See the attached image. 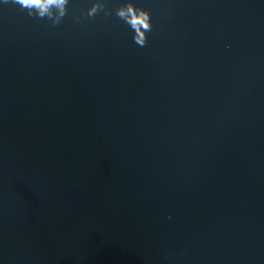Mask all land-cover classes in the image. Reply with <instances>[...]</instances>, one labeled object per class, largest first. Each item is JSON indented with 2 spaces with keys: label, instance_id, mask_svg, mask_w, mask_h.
Instances as JSON below:
<instances>
[{
  "label": "water",
  "instance_id": "obj_1",
  "mask_svg": "<svg viewBox=\"0 0 264 264\" xmlns=\"http://www.w3.org/2000/svg\"><path fill=\"white\" fill-rule=\"evenodd\" d=\"M93 2L0 0V264H264V0Z\"/></svg>",
  "mask_w": 264,
  "mask_h": 264
},
{
  "label": "clouds",
  "instance_id": "obj_2",
  "mask_svg": "<svg viewBox=\"0 0 264 264\" xmlns=\"http://www.w3.org/2000/svg\"><path fill=\"white\" fill-rule=\"evenodd\" d=\"M7 2L8 0H5V3ZM12 3L18 4L21 10L26 9L30 16L47 18L53 25H58L67 15L69 0H12ZM101 12L108 16L111 15L112 10L107 8L105 0H94L91 7L87 9L86 16L94 18ZM115 14L133 30L134 42L141 47L145 46L146 34L152 29L149 11L136 7L128 0L127 3L115 9ZM75 19L79 22L80 17L77 16Z\"/></svg>",
  "mask_w": 264,
  "mask_h": 264
}]
</instances>
